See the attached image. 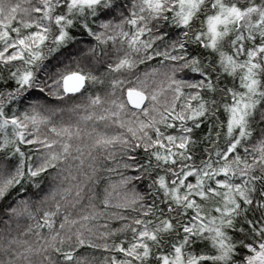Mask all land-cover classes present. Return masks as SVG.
Masks as SVG:
<instances>
[{"label": "snow or ice", "instance_id": "obj_1", "mask_svg": "<svg viewBox=\"0 0 264 264\" xmlns=\"http://www.w3.org/2000/svg\"><path fill=\"white\" fill-rule=\"evenodd\" d=\"M0 264H264V0H0Z\"/></svg>", "mask_w": 264, "mask_h": 264}, {"label": "trees", "instance_id": "obj_2", "mask_svg": "<svg viewBox=\"0 0 264 264\" xmlns=\"http://www.w3.org/2000/svg\"><path fill=\"white\" fill-rule=\"evenodd\" d=\"M145 66H141L140 67V69H138V71H141L143 68H144ZM221 147H223V140H221ZM113 179L114 180H118L119 179V176H117V175H113ZM116 226H118V224H113V227H116Z\"/></svg>", "mask_w": 264, "mask_h": 264}]
</instances>
